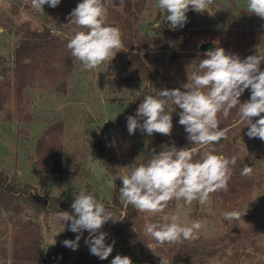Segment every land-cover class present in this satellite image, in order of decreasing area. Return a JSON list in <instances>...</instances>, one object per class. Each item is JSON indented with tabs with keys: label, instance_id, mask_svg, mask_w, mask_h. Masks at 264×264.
Returning <instances> with one entry per match:
<instances>
[{
	"label": "rangeland",
	"instance_id": "1",
	"mask_svg": "<svg viewBox=\"0 0 264 264\" xmlns=\"http://www.w3.org/2000/svg\"><path fill=\"white\" fill-rule=\"evenodd\" d=\"M247 2L213 0L204 12L190 6L186 13L188 29L196 35L199 45L213 43L214 49L233 50L235 42L227 34L235 31H228L227 27L232 17L242 19V11L249 13ZM61 6V2L55 8L45 4L43 10H35L31 0H0V56L6 60V75L4 80L0 77V88L8 95L0 112V177H6L8 183L27 185L37 195L57 199L56 206L46 214L38 215L23 206L20 215L39 227L43 251L40 264H111L118 254L129 256L132 264H149L130 241V231L123 219L129 204L121 198L119 189L123 184L118 176L147 163L154 153L167 146L156 141L153 134L148 136L139 128L129 134L127 128V118L136 115L138 107L134 111L132 108L148 84L133 61L134 41L132 47L126 42L135 30L142 35L152 25L162 24L161 19H156L161 10L157 0H146L128 33L117 23L123 49L111 62L85 71L67 48L70 38L82 29L61 20ZM249 14L259 25L247 28L264 29V19ZM28 30L39 34L49 30L57 39V53L47 61L25 59L24 67L19 68L14 52ZM143 53L140 49V55ZM257 55H264V44L258 46ZM258 118H253V122ZM246 123L240 116L228 137L236 140L237 149L244 156L255 157L264 141L250 138ZM96 147L103 149L105 161L96 158ZM206 150L201 149L203 154ZM81 191L94 193L118 219L109 220L101 229L108 234L106 244L115 241L113 252L105 260L90 253L85 243L89 237L86 230L77 250L63 244L65 240H75L78 233L69 230L71 221L60 219V212L74 215L71 205ZM233 210L239 211L241 218L226 221L223 213ZM138 213V229L148 241V252L162 255L167 264H180L174 257L189 247H205L213 254L210 259L204 257L201 264H264V180L260 187L229 202L211 194L206 205L194 201L189 206L181 199L171 201L157 215ZM172 214L201 221L203 228L198 238L156 245L146 233V225L167 222L165 217ZM13 216L11 211L0 214V264H12Z\"/></svg>",
	"mask_w": 264,
	"mask_h": 264
},
{
	"label": "clouds",
	"instance_id": "2",
	"mask_svg": "<svg viewBox=\"0 0 264 264\" xmlns=\"http://www.w3.org/2000/svg\"><path fill=\"white\" fill-rule=\"evenodd\" d=\"M60 2L31 0V7L43 10L48 4L55 8ZM212 3L213 0H157V7L166 13L165 21L175 29L186 24L190 6L194 11L204 12ZM247 9L264 19V0H248ZM107 16L105 0H82L70 13L71 23L82 30L75 32L67 48L81 63L82 70H95L105 62H111L124 47L120 29L110 25ZM205 55L207 58L195 65L191 78L183 84L184 91L164 89L156 95H144L136 115L127 118L129 134L139 128L148 136L153 133L170 136L172 112L174 106H178L182 110L179 124L184 126L189 142L194 144L181 149L165 146L147 163L118 176L123 184L119 189L121 198L139 212L157 215L163 213L171 201L181 199L189 206L194 201L206 205L211 194L228 190L236 157L228 158L213 150L204 151L200 159L194 157L202 148L207 149L227 138L228 129L220 127V117L228 119L233 109L238 108L241 118L247 122V135L264 141V71L260 69L264 55H250L241 60L238 55L226 54L220 47ZM246 89L251 90L250 99L241 102L240 97ZM255 117L259 118L253 122ZM141 119L143 123L139 122ZM252 174L253 167L245 165L241 175L250 177ZM71 207L75 214L60 212V219L71 221L69 230L78 235L75 240L63 241L64 246L77 250L86 230L89 237L85 243L90 253L101 260L107 259L115 241L106 244L108 234L101 229L109 220H118L115 214L92 192L81 191L75 195ZM223 216L226 221L239 220L241 213L226 211ZM165 220L167 222L148 223L145 228L159 246L195 240L203 228L201 221L189 220L179 214L167 216ZM111 264H132V260L118 254ZM162 264L167 262L162 259Z\"/></svg>",
	"mask_w": 264,
	"mask_h": 264
},
{
	"label": "trees",
	"instance_id": "3",
	"mask_svg": "<svg viewBox=\"0 0 264 264\" xmlns=\"http://www.w3.org/2000/svg\"><path fill=\"white\" fill-rule=\"evenodd\" d=\"M82 0H61L60 18L64 22H71L70 13ZM108 8V23L117 27L120 24L121 29L129 32L132 29L133 21L137 19L138 13L145 8L146 0H105ZM243 18L232 17L231 25L228 31H235L227 34L228 38L235 42L233 50L226 51L229 55H238L241 60L250 55H257L258 46L264 44V29L253 30L249 26L257 24L258 20L251 14L242 11ZM166 13L158 11L157 20L163 23L159 26L151 27L150 31L144 34H138L134 31L127 44L129 47L134 45L136 53L133 54V61L138 72L148 86L144 89L141 97L136 101L132 111L143 102L144 95H156L158 91L180 88L184 91L183 84L190 79L195 65L200 60L207 58L205 53L199 50L197 37L189 31V24L183 27L173 29L170 22L165 21ZM39 34L35 31H27L25 37L19 42V46L14 52L15 64L20 68L23 61L43 59L47 61L57 52V39L50 34L49 30ZM201 34V33H199ZM197 34V36L199 35ZM195 36V38H193ZM152 47L153 50H149ZM140 49H143V55H140ZM260 69L264 71V64H260ZM6 75V60L0 56V77L4 80ZM164 87V88H163ZM251 96V90L246 89L240 97L241 102ZM7 93L0 88V112L3 110L7 101ZM172 112L173 128L170 136L153 133L155 140L165 143L168 147L175 146L177 149L190 148L194 144L190 143L184 126L179 124V112L182 111L178 106H174ZM240 118L239 110L233 109L228 119L220 117V127L228 129L227 138L222 139L207 148L213 150L215 154H221L225 157H236V164L233 166L232 177L228 184V190L213 193L214 196L224 202L232 201L248 194L253 188L260 187L264 180V145L255 157L243 155L237 149L236 140L230 139V128ZM95 156L101 161H105V154L102 148L96 147ZM203 152L200 151L194 159H200ZM107 166V164L105 163ZM253 167V174L250 177L241 175L244 166ZM108 167V166H107ZM111 172H113L111 170ZM118 185V178L114 180ZM56 198H47L32 193L29 186H19L8 183L6 177H0V214L2 211H11L13 213V227L15 237L13 242V252L11 256L12 264H40L43 260V251L41 248V235L36 222L32 220H23L20 215L23 206H26L38 215L46 214L50 209L56 206ZM138 211L131 205L127 206L124 214V221L130 231V241L135 245L140 255L147 260L149 264H162V255L150 254L147 250L148 241L138 229L137 216ZM138 229V230H137ZM212 258L213 254L208 253L205 247H189L174 257V261L180 264H201L202 259ZM180 259V260H179Z\"/></svg>",
	"mask_w": 264,
	"mask_h": 264
},
{
	"label": "water",
	"instance_id": "4",
	"mask_svg": "<svg viewBox=\"0 0 264 264\" xmlns=\"http://www.w3.org/2000/svg\"><path fill=\"white\" fill-rule=\"evenodd\" d=\"M214 44L213 43H203L199 45V50L202 52H208L214 49Z\"/></svg>",
	"mask_w": 264,
	"mask_h": 264
}]
</instances>
